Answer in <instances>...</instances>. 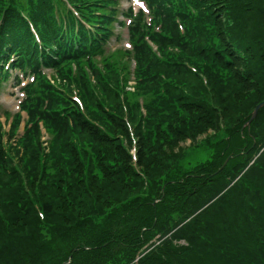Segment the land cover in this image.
I'll use <instances>...</instances> for the list:
<instances>
[{
    "label": "trees",
    "instance_id": "obj_1",
    "mask_svg": "<svg viewBox=\"0 0 264 264\" xmlns=\"http://www.w3.org/2000/svg\"><path fill=\"white\" fill-rule=\"evenodd\" d=\"M68 2L92 29L89 30L63 0H0V63L10 52H16L18 59L11 67L18 66L36 77L35 83L28 87L33 94L37 91L36 95L32 97V94L30 102L22 104L31 124L24 128V138L19 142L32 148L26 150L23 166L31 171L36 168L37 156L33 149L41 150L38 123L44 119L47 129L55 135L50 143L52 151L57 145L63 151H67V145L73 147L72 134L83 141V159L75 160L70 168L56 170L47 185L58 172L76 173L86 163L94 178L98 170L104 169L102 178L107 180L104 186L108 193L122 191L126 185H119L123 177L120 160L127 162V168L133 167L126 145L115 142L113 135L120 123L115 117L122 118L120 114L124 112L119 101L123 93L127 96L128 119L134 124L135 143L138 141L140 172H150L156 188L164 181H176L165 186V195L161 194L159 202H155V198L133 202L143 214L130 236L126 231L128 214L124 217L112 212L101 215L97 214L101 209L95 207L91 209L96 214L80 215L69 223L57 217H46L37 228L34 209L22 213L17 196L1 200L0 264L133 262L132 244L143 243L145 235L153 228L166 225L170 209L176 210L182 202L188 201L194 208L180 212L168 232L170 237L135 263L264 264V106L249 127L241 130L253 107L264 99V0H147L154 18L151 26L148 27L140 13L131 27L136 90L134 93L126 91L119 76H115L116 71L110 67L107 77L100 74L105 84L101 83V89H96L104 98H97L94 103L83 78L99 74L93 56L103 55V45L111 34L115 1ZM28 19L40 42L30 29ZM155 23L160 24V32L155 31ZM146 35L157 45L159 55L145 40ZM69 62L83 71L77 75L78 80ZM85 62L88 68L83 69ZM187 65L194 66L195 71ZM43 67L58 72L64 80L62 84L75 80L80 86L76 85L87 90L82 89L80 96L88 118L63 90L41 75ZM2 69L0 65L1 80L8 76L7 69ZM201 75L206 78L205 83ZM207 89L220 113L208 102ZM139 97L144 100L145 115L139 109ZM100 114L106 130L94 125L89 116L101 120ZM220 114L226 124L236 122L227 129L229 137L220 139L218 131L216 137L209 135L206 140H214L211 145L218 154L212 161L184 171L176 158L175 144L184 136L194 137L208 127L219 128ZM20 120L17 113L10 131L0 129V185L11 181L5 180L10 159L2 146V137L7 134L13 137ZM1 125L0 122V128ZM120 129L128 138L125 121ZM151 147L162 154H146ZM239 151L243 152L237 154ZM228 153L234 155L219 172H214ZM152 156L161 158L155 160ZM251 159H255L254 162L236 179L237 173ZM64 176L59 180L65 179ZM78 180L81 178L73 179L68 185H55L61 193L71 194ZM230 182L232 185L210 202ZM38 189L46 190L43 181ZM123 195L127 198L126 191ZM173 239L183 241L176 245ZM155 249V258L147 260Z\"/></svg>",
    "mask_w": 264,
    "mask_h": 264
},
{
    "label": "rangeland",
    "instance_id": "obj_2",
    "mask_svg": "<svg viewBox=\"0 0 264 264\" xmlns=\"http://www.w3.org/2000/svg\"><path fill=\"white\" fill-rule=\"evenodd\" d=\"M114 1V4L118 5V15L116 21L112 24L113 34L107 43L109 44L110 48L107 49L102 56L94 57V66L99 68V74L95 75V77H88L85 75L83 78V81L87 85L86 87L90 92L79 87V82L75 80H71L70 83L66 81L65 84L57 85V87L65 89L71 95V101H73L76 106H78L81 113L87 118L88 116L85 113L83 100L80 96V93L82 94L81 90L83 89L90 94L91 102L93 103L97 98L103 99V94L97 91L101 89V83L105 84L104 80L101 79L100 74L107 77L110 72V67L116 71L115 76H119L117 78L122 82L123 88L126 91L134 93L136 90V83L133 81L131 71L133 62H131V59L126 58L130 52L127 26L124 24L123 28L118 27V22L122 21L120 14L122 11H126L130 4H134V1ZM126 49L127 52L125 51ZM82 67L83 69L88 68L86 62L82 63ZM73 73L76 75V79L78 80L77 75L82 74L83 71L81 72L78 68L74 69L73 66ZM9 74L10 76H8L7 81H1L0 79V122L2 124L0 129L4 130L5 132H8L12 129L14 115L18 112L19 106L21 108V101H23V104L25 102H30V96L33 94L32 90L27 88L25 84H17L16 79L14 78L16 73H11L9 71ZM18 76L21 77V74H18ZM201 79L204 83L206 82V78L203 75H201ZM95 80L97 81L96 84H94ZM76 83L79 86L76 85ZM95 86L97 88H95ZM207 92L209 96L208 102L211 104L212 109L215 112L220 113L218 108H216V102L208 89ZM36 93L37 91L32 95V97H34ZM126 97L127 96H125L123 93H120L119 101L121 102L124 111L120 114V116L124 120L122 118L115 117L120 121V123H118V125L114 128L113 132V135L115 136L114 141L119 144L123 143L126 145L128 154L131 156L132 166L134 167L129 169L126 166L127 162L123 159L120 160V164L122 165L121 173L123 177L119 185H126L122 191L108 193L104 186L106 185L105 183L107 180L102 178V173L105 172L104 169L98 170V175L96 178H94L90 174L91 169L86 163L82 165V167H80L76 173H71L68 171L58 172L55 175L54 180L47 185V181L52 179L56 170L60 168H70L72 167L75 160L83 159L81 154L83 141L80 140L76 135L72 134L70 136V141H72L73 147L70 148L67 145V151H63L60 146L57 145L55 151H52L50 143L55 136L54 132L47 129L44 119L40 120L38 123L40 127L38 141L41 145V150L33 149V153L37 156L35 159L37 160V165L36 168L31 171L28 169V167L23 166V160L28 154L26 153V150H32V148L29 145H22L19 142V139L24 136V128L26 127L24 126V123L27 119L25 112H21L22 118L18 125L17 132L14 131L13 137H10L8 134L2 137V146L10 159V162L7 166V177L5 180L11 181L10 183L1 182L0 201L5 200L8 197L17 196L21 204L22 213L26 214L28 211L33 209L36 212L37 217L36 221L34 222V226L37 228H39L44 223L46 217H57L60 218L61 221L69 223L71 220L77 218L80 215L96 214L92 213L93 211L91 209H95V207H99V209H101L97 213L101 215L112 212V214H117L124 217L126 214H128V217H126L125 220L126 231L129 232L127 236H130L138 223L139 217L143 214L136 209L133 202L139 203L143 201H152L154 198L155 202H159L162 196L165 195L163 194L165 186L168 183L175 182L176 180L173 182L172 179L164 181L156 188L151 173L146 172V174L144 172H140V167L138 166V141L135 143L137 137L134 132V124L128 119L127 110L125 107V101H127ZM136 99H138V97H136ZM106 103L109 105L113 104L111 101H107ZM139 103H144L142 97L139 99ZM89 116L93 120L94 125H96L101 130H106V126L102 122V119L104 120V118L101 114V120L100 118L92 117L91 115ZM262 117H264V113L262 114ZM218 118L219 128L208 127L206 130L197 133L194 137L184 136L178 141V143L175 144L176 158H178L180 161V165L184 171L188 172L196 169L200 167V165L212 161L215 155L218 154L217 149L211 145L214 140L212 142H207L206 140L209 135L216 137L218 131L220 139H226L229 137L227 129L236 122L233 121L226 124L222 114H220ZM124 121L126 122L128 138L124 137L122 134V129H120L121 124H124ZM244 123L242 124L241 130L245 127L243 126ZM30 124L31 122L27 121L28 127ZM242 152L243 151H239L237 154H241ZM146 154L161 155L162 153L152 149L151 147V150ZM58 155H60V157L57 159ZM233 155V153H228L214 172H218L219 168L222 167L226 159L227 163ZM152 157L155 160H159L161 158L160 156ZM254 160L255 159H251L248 161L240 169L235 178L237 179L239 176H241L254 162ZM30 175H33V177H29ZM61 175H65V179L59 180ZM78 178H81V180L76 181V190L71 194L61 193L57 187L58 185H55H68L70 181ZM41 181H43V185H46L45 191H40L38 189V185L41 184ZM126 181H131L134 184L128 185ZM142 181L143 184L140 185ZM231 182L227 184V186L222 191L217 193L210 200V202H213L215 199H217L230 185H232ZM20 183H22V185H17ZM124 191L127 192V198L123 195ZM68 196L71 197V200L68 199ZM159 196L161 197L159 198ZM47 200L48 202H46ZM85 207L87 209H85ZM192 208H194V205L191 201H188L186 203L182 202L176 210L170 209L167 213L168 216L166 218L165 226L161 225L153 228L148 234L145 235V240L143 243L132 244V251L135 255V260L133 262L128 261L127 264H139L135 263L136 259H139L143 254L153 249V247L160 246L161 243H164L165 239L170 237L171 233L168 232L173 223L179 217L180 212L184 209ZM201 210L202 209H199V211ZM42 233H44V231ZM182 241L183 240L181 239H173L172 242L173 244L179 245ZM145 248L146 250L143 251ZM156 250L157 249L148 254L147 260H151L152 257L155 258L157 255ZM143 264L149 263L148 261H145ZM156 264L158 263L156 262Z\"/></svg>",
    "mask_w": 264,
    "mask_h": 264
},
{
    "label": "water",
    "instance_id": "obj_3",
    "mask_svg": "<svg viewBox=\"0 0 264 264\" xmlns=\"http://www.w3.org/2000/svg\"><path fill=\"white\" fill-rule=\"evenodd\" d=\"M262 106H264V100L261 101L260 103H258V104L254 107V109L252 110L251 115H250L249 119H248L247 122H246V125H247V126H249L250 122L256 117L258 110H259ZM226 161H227V159H226ZM226 161L223 163L222 167L219 168V170H221V169L223 168V166L225 165ZM219 170H218V171H219Z\"/></svg>",
    "mask_w": 264,
    "mask_h": 264
},
{
    "label": "bare ground",
    "instance_id": "obj_4",
    "mask_svg": "<svg viewBox=\"0 0 264 264\" xmlns=\"http://www.w3.org/2000/svg\"><path fill=\"white\" fill-rule=\"evenodd\" d=\"M136 5H138V3H136Z\"/></svg>",
    "mask_w": 264,
    "mask_h": 264
}]
</instances>
